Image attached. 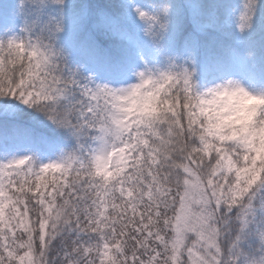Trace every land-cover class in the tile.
<instances>
[{"label": "snow or ice", "instance_id": "snow-or-ice-1", "mask_svg": "<svg viewBox=\"0 0 264 264\" xmlns=\"http://www.w3.org/2000/svg\"><path fill=\"white\" fill-rule=\"evenodd\" d=\"M0 264H264V0H0Z\"/></svg>", "mask_w": 264, "mask_h": 264}]
</instances>
